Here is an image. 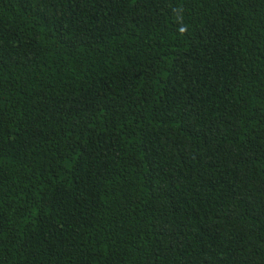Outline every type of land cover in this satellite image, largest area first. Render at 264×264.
Instances as JSON below:
<instances>
[{"label": "trees", "instance_id": "obj_1", "mask_svg": "<svg viewBox=\"0 0 264 264\" xmlns=\"http://www.w3.org/2000/svg\"><path fill=\"white\" fill-rule=\"evenodd\" d=\"M0 264H264V0H0Z\"/></svg>", "mask_w": 264, "mask_h": 264}]
</instances>
